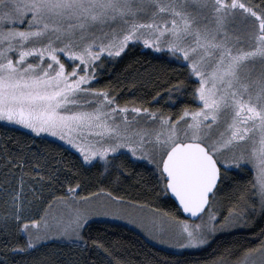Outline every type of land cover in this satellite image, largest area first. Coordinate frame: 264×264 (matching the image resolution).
I'll use <instances>...</instances> for the list:
<instances>
[{
	"label": "snow or ice",
	"instance_id": "snow-or-ice-1",
	"mask_svg": "<svg viewBox=\"0 0 264 264\" xmlns=\"http://www.w3.org/2000/svg\"><path fill=\"white\" fill-rule=\"evenodd\" d=\"M137 44L186 70L185 80L170 87L169 100L190 96L197 107H181L173 118L121 105L110 88L93 87L106 61L123 59ZM0 122L57 137L77 150L81 167L99 164L109 175L110 169L124 175L119 156L151 165L160 192L171 193L184 213L200 221L162 213L168 217L158 230L162 244L199 248L222 228L264 222V0H0ZM35 157L19 148L5 150L0 161L21 170L35 161L37 170ZM244 169L255 173L251 188L240 191L218 225L213 201L220 185L229 171ZM79 187L68 188L71 200L54 197L71 210L54 225L42 218L43 233L41 221L20 223V191L0 194L7 206L0 221L14 219L27 236L12 252L27 254L49 232L82 240L93 215L124 217L111 211L123 197L107 192L104 200L95 193L77 199ZM255 236L256 246L241 258L222 256L213 264H264V227ZM93 246L103 248L107 264H128L103 243L93 240Z\"/></svg>",
	"mask_w": 264,
	"mask_h": 264
},
{
	"label": "trees",
	"instance_id": "trees-1",
	"mask_svg": "<svg viewBox=\"0 0 264 264\" xmlns=\"http://www.w3.org/2000/svg\"><path fill=\"white\" fill-rule=\"evenodd\" d=\"M127 52L123 59L116 58L105 62V70L99 73L98 81L93 83V87L110 88L121 105L135 104L172 114L173 118L181 107L198 106L192 103L190 96H183L175 103L169 100L170 87L178 80H185L182 74L186 70L179 63L153 55L140 44L130 47ZM177 95L172 93L173 100ZM19 148H24L30 157L35 153V159L40 162L39 167L34 170L33 161L32 164L24 165L22 170L12 169L5 167L0 161V194L20 191L24 198L23 211L27 219H37L49 205L58 201L54 197L69 198L71 194H68V188L76 185L80 187L76 189L75 195L103 194L99 192V189L103 188L105 194L112 192L113 196H121L124 201L166 212L176 219H185L168 193L160 192V185L157 184L158 174L154 175L152 166L144 161L128 164L125 157L119 156L116 163H124V175H119L114 169L109 170V175L99 164L92 168L81 167V158L58 143L33 137L22 130L0 124V155H3L5 150L15 153ZM50 175L54 178L49 179ZM252 180L250 172L229 171L224 183L220 185L221 191L217 192L213 207L221 205L228 215L240 191L251 188ZM6 211L7 206L0 200V216ZM222 218L223 216L220 221ZM261 227H264V222L255 221L251 226L215 238L199 251L176 254L152 245L126 226L93 222L85 227L80 244L51 241L30 250L27 254H16L12 249L22 247L26 238L23 232L18 230L17 222L9 219L7 223L0 221V259L6 258L8 264H107L109 257L103 248L93 246V240H97L128 264H158V261L164 259H179L185 264H213L222 256L234 262L242 257L245 249L256 246L255 233H258ZM229 252L233 255L229 256Z\"/></svg>",
	"mask_w": 264,
	"mask_h": 264
},
{
	"label": "rangeland",
	"instance_id": "rangeland-1",
	"mask_svg": "<svg viewBox=\"0 0 264 264\" xmlns=\"http://www.w3.org/2000/svg\"><path fill=\"white\" fill-rule=\"evenodd\" d=\"M140 45L143 47L142 44H140ZM144 49L149 50L153 55L163 56L167 60L173 61L172 57L165 56L163 53H156L153 50L147 49V48H144ZM0 124L5 126V127H12V128L22 130V131L30 134L33 137L47 139V140L53 141L55 143H58L61 146H63L64 148H66L68 151H70L71 153L80 157L79 153L77 152V150L75 148H72L70 145L66 144L64 141H60L57 137H53L50 134H41L40 136H36L34 133H31L30 130L22 128L21 126L6 124L5 122H0ZM122 151H127V150L124 149ZM81 160H82V158H81ZM242 171L250 172L248 169H244ZM250 173L252 174V177H254L255 173L254 172H250ZM98 195H99L101 200H104L106 197L105 193L98 194ZM75 196L77 197V199L79 197H88V196H83V195H75ZM71 198H72V196H70L69 198H66V199L71 200ZM21 199H22L23 203H25L24 198L22 196V193H21ZM95 204H96V201H93L92 204L89 206L94 207ZM132 205H134V206H132ZM221 207H222L221 205H218L216 208L213 207V210L216 211V213H217V224L218 225H219L221 216H223V218H224V216H226V214H227V211H225ZM70 210H71L70 206L68 204L64 203V199L55 201L51 205H49L46 208L45 212L40 214L38 216V218L35 219L37 221H41V228H40L41 233L46 231L43 227L42 218H44V220L49 225H54L56 223V221L60 220L61 218L67 219V215L70 212ZM111 211L112 212L120 211V212L125 213V215L123 218H120L119 216H114V215H93L90 219L89 224H91L93 222H109V223H114V224L126 226V227L134 230L135 232H137L139 235H141L146 241H148L152 245H154L160 249H163V250H166L169 252H173L176 254H182L184 252L199 251V250L207 247L215 238L222 236V235H226L228 233H231V232H234L238 229H242V228L246 227V226H243V227L222 228L219 231L213 233V235L209 237L207 244H205L199 248H177V247L171 246V244H162L158 239V230L162 226H166V222L168 220V217L162 218V212L157 211L156 209L150 208L148 206L138 205V204H134V203H131L128 201H124V200L120 204L111 205ZM223 218H222V220H223ZM204 219L205 220L207 219L206 213L204 215ZM31 220H33V218H31V219L26 218L25 212L23 211V207H22V219L20 222H23V223L24 222H30ZM176 220H180V221L186 220L189 223H199L200 222L199 220L195 221V222H192V221L187 220V219H176ZM153 221H155V224L153 223ZM84 229L82 230L81 235H82ZM32 231L35 232L36 229H32ZM154 233H156V238H154ZM24 236L27 240V236L25 234H24ZM51 241H55L58 243H64V244H72V245L81 243V240H77L75 237L69 238L66 236L58 235L55 232H49L47 237L44 239H41L34 249L38 248L42 244H45V243H48Z\"/></svg>",
	"mask_w": 264,
	"mask_h": 264
},
{
	"label": "water",
	"instance_id": "water-1",
	"mask_svg": "<svg viewBox=\"0 0 264 264\" xmlns=\"http://www.w3.org/2000/svg\"><path fill=\"white\" fill-rule=\"evenodd\" d=\"M168 195H169V197L171 198V200L176 204V206L179 208V210H180L181 213H182V216H183L185 219L190 220V221H192V222L198 221L196 218L191 217L190 214H188V213H184V212H183V209H182V207L179 205L178 200H176V198H175L174 196H172L171 193H168Z\"/></svg>",
	"mask_w": 264,
	"mask_h": 264
}]
</instances>
